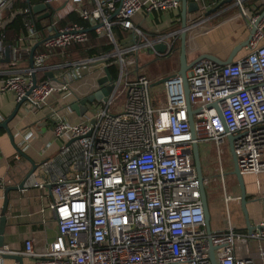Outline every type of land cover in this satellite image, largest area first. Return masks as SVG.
I'll return each instance as SVG.
<instances>
[{"label":"built area","instance_id":"built-area-1","mask_svg":"<svg viewBox=\"0 0 264 264\" xmlns=\"http://www.w3.org/2000/svg\"><path fill=\"white\" fill-rule=\"evenodd\" d=\"M16 1L0 0V27L18 13L25 29L8 46V67L0 71L2 91L13 93L16 103L24 98L22 103L34 111L51 95L70 93L74 102L111 86L106 99L93 101L91 114L77 122L54 111L52 133L63 142L57 154L63 165L50 174L52 162H44L40 173L47 177L37 182L36 170L26 185L49 188L56 235L40 251L25 240L22 253L36 264H211V243L217 264H252L236 255L235 246L264 242V221L247 232L230 223L224 230L207 232L192 145L199 149L211 143L220 163V146L232 135L240 173L264 172V16L242 58L222 66L202 59L186 71V97L178 71L158 85L139 72L140 50L148 47L154 57L168 56L178 52L185 32L186 52H193L196 36L209 19L206 0H187L197 9L186 13L184 28L180 0H41L5 19ZM234 1L250 29L256 17L246 14L243 0ZM38 3L47 6L48 16L36 27L38 14L31 6ZM71 13L83 23L61 24ZM152 15L161 21L167 15L165 30L143 28ZM96 24L93 31L107 39L109 51L51 62L65 49L86 44L88 28ZM37 41L32 67H21ZM159 44L164 45L162 52L154 48ZM109 65L115 66V77L100 85ZM187 103L195 110L193 133ZM212 104L216 107H207ZM203 150L209 155L211 149ZM13 159H19L18 152ZM218 170L223 181L221 164ZM8 183L0 176V188ZM202 183L206 188L204 176Z\"/></svg>","mask_w":264,"mask_h":264},{"label":"crops","instance_id":"crops-1","mask_svg":"<svg viewBox=\"0 0 264 264\" xmlns=\"http://www.w3.org/2000/svg\"><path fill=\"white\" fill-rule=\"evenodd\" d=\"M206 1L208 8L205 16H208L209 19L205 22L204 30L196 36L195 46L198 54L209 53L224 60L232 48L248 36L247 17L240 16L239 7L234 0L230 2H224V0L220 2L217 0ZM242 3H244L245 9L249 10V13H253L257 5L260 6L259 8L264 6V0H243ZM162 20L155 15L148 16L143 28L148 32H153L155 29L163 31L167 26V15H164ZM197 51L194 50L191 56ZM245 54L246 50L243 47L237 52L233 61L239 60ZM2 59L0 60L1 72L7 69L9 63V60L4 62ZM193 59L191 58L187 61L189 62ZM21 67H30L28 57L27 64L21 65ZM177 71L178 69L175 72ZM2 79L3 75L0 74V123L9 116L17 104L13 93L1 90ZM159 79H153L152 82ZM72 100L73 95L70 93L51 95L43 107L34 111H30L26 104L22 103L15 116L7 123L13 134L14 144H11L5 130L0 128V176L9 179L10 183L6 186L19 184L31 169V162L38 165L37 171L35 170L37 173H40L41 164L44 162H52L53 168H50V174L60 170L63 161L60 157H57V154L63 142L55 138L52 133L53 113L56 110L58 115L70 122L79 121L82 116L77 115L70 109ZM85 114L89 115L91 113L87 111ZM14 146L24 153V156ZM227 147L229 148V145ZM202 149L199 147L200 159L202 157ZM17 152L19 153L18 160L13 159L14 154ZM212 152L213 150L211 149L209 154ZM214 153L217 158L215 150ZM227 157L228 162L225 163V166L226 169L228 167V171L223 181L219 179L220 177H218L219 174L218 172L216 173V170H209L208 164L201 162L202 173L207 180L205 190L210 215V230H224L230 223L235 230L247 232L246 218L241 207L239 186L235 176L230 174L233 168L230 152ZM220 164L221 153L220 163L218 162L217 167ZM47 175L42 176L40 173L35 179L40 182L43 179L42 177L46 178ZM242 176L247 221L249 226L253 227L257 222L264 221V172L257 175L243 174ZM225 195L231 196V199L225 201ZM50 201L51 197L48 187L41 189L28 186L26 189L11 190L8 193L7 209L4 214L3 248L5 253L15 252L21 254L23 256L22 264H36L33 258L22 253L25 240H31L33 249L40 251L53 241L56 235V224L48 207ZM2 203L3 188H0V210ZM235 253L237 256L251 259L252 264H264V242L262 241L249 240L246 245L237 243ZM0 264L17 263L11 258L0 256Z\"/></svg>","mask_w":264,"mask_h":264},{"label":"water","instance_id":"water-1","mask_svg":"<svg viewBox=\"0 0 264 264\" xmlns=\"http://www.w3.org/2000/svg\"><path fill=\"white\" fill-rule=\"evenodd\" d=\"M26 1L29 2V0H26ZM180 1H181V6H180L181 26L184 28L186 25V13L195 11L197 9V6L193 2H187V0H180ZM230 1L231 0H224V2H230ZM46 7L47 6L43 3L34 4L31 6V11L34 14H38L37 19H43V18H46L48 16V12L45 10ZM42 11H44V12H42ZM40 12H42V13H40ZM263 16H264V9L255 18L253 25L250 27V29L248 31V36L246 37V39L241 41L240 43L236 44L232 48L230 53L228 54L227 58L224 60H221L220 58H218L212 54L203 53V54L198 55L196 58H194L193 60L188 62L187 58H186L185 32L181 33L179 57H178V63H179L178 74L182 77L183 87H184L186 97H187V93H188V85H187V81H186V71L195 62L202 60V59L210 60V61H212L215 64L220 65V66L231 63L233 61V58L236 56L237 52L247 45L249 39L251 38L252 34L254 33V31L256 29L258 22L262 19ZM98 26H99V24L92 25L88 28V30L91 31ZM40 42L41 41H37L36 43H34L33 46L31 47L30 51H29L28 62H29L30 67H32V65H33L32 64V55L34 53V50L36 49L38 44H40ZM154 48L157 51L162 52L164 50V45L159 44V45L154 46ZM4 50H5V54H4V58L2 59V61L8 62V60H9V47L6 46ZM104 71H105V77L98 80V83L100 85H102L106 80L111 81V75H110V73L106 67L104 68ZM47 75L49 77H51V73H48ZM164 79H166V77L160 78L159 80L153 82L152 85H158V84L162 83V81ZM34 85H35V78H34V76H32V86H34ZM110 90H111V86L106 85L105 87H101L100 90L91 93L93 101L100 100V99L105 100L106 96ZM23 101H24V98L22 99V101H20L19 103L16 104L15 108L9 114V116H7L0 123V128L5 130L6 134L9 137L11 144H14L13 134L11 133L10 129L8 128L7 123L15 116L19 106L22 104ZM89 103H90L89 96H85V97L80 98L74 102H71L70 103V109L72 111H74L77 115L83 116L88 111L87 105ZM212 106L216 107L215 104L208 105L207 107L210 108ZM187 108H188V121H189V125H190V130L193 133V130H192V126H193L192 114H193V112H195V110H191L188 103H187ZM216 110H217V113L219 115L220 114L219 109L216 108ZM234 138L235 137L232 135L227 136L228 145H229V152L231 154L232 162H233V168L230 171V174L235 176V178L237 180L239 190H240L241 207H242L244 217L246 218V228L248 231H250L252 227L249 226L248 221H247V213H246V209H245L246 200H245L243 176L239 171L237 161H236V157L234 155V151H233V147H232V141ZM14 148L21 155L24 156V153H22L16 146H14ZM192 156H193V164H194V167H195V170L197 173V179L199 182V193H200L201 204L203 207L205 226H206L207 232L210 233L211 232L210 226H209L210 215H209V211H208L207 195H206L205 187L203 186V183H202L203 173H202L201 159H200V155H199L198 145L196 143H194L192 145ZM37 167H38V165L31 162V169L26 173V175L19 182V184L14 185V186H5L3 188V203H2L1 210H0V215H2L0 217V256L11 258V259L15 260L17 264H22L23 256L21 254L15 253V252L5 253L4 248H3V229H4V224H5L4 214H5L6 209H7L8 193L11 190L26 189L27 188L26 183L30 179L31 174L36 170ZM214 248L215 247L210 243L209 244V258H210L211 264H216L214 253H213Z\"/></svg>","mask_w":264,"mask_h":264},{"label":"trees","instance_id":"trees-1","mask_svg":"<svg viewBox=\"0 0 264 264\" xmlns=\"http://www.w3.org/2000/svg\"><path fill=\"white\" fill-rule=\"evenodd\" d=\"M41 0H17L14 2L12 8L4 18H8V15L12 11L20 10L29 6V4H33L39 2ZM218 2L222 0H217ZM255 1V0H254ZM257 8L260 6H256ZM44 19H37V16H34V21L36 27H39L43 23ZM68 22H75V23H83L74 13H71L67 16L66 19L62 21L61 24H65ZM87 25V24H86ZM25 31L24 29V20L22 14H15L9 21H7L4 26L0 27V39L2 40V44L4 46H12L17 41V38ZM115 31L121 30L116 28ZM118 34V33H117ZM111 45L108 43L107 39L103 42L102 37H99L95 34L94 31L89 32V40L86 44L83 45H73L64 50L63 54H57L51 60V62H63L69 60H77L80 58L91 57L98 55L102 52L109 51ZM22 66L27 64V58L23 60ZM108 71L111 77H115V66L109 65Z\"/></svg>","mask_w":264,"mask_h":264},{"label":"rangeland","instance_id":"rangeland-1","mask_svg":"<svg viewBox=\"0 0 264 264\" xmlns=\"http://www.w3.org/2000/svg\"><path fill=\"white\" fill-rule=\"evenodd\" d=\"M242 6H243L246 14L248 16H252V17H257L264 8V6H262L261 8L256 7L253 10V13H249V10L245 9L244 3H242ZM105 39H106L105 37H102L103 42H105ZM195 41H196V39H195ZM194 48H195V51H197L195 43H194ZM191 53L186 52L187 60H190L191 58H196L198 55H200V54H198V51L196 53H194L192 56H191ZM178 55H179L178 52H173L168 56L157 58V57H154L151 55L150 49L148 47H144L140 50L139 72L144 73L150 79L151 82L153 81V79H159V78L167 77L168 75H171L172 73H174L178 69V57H179ZM87 96H89V101H90V103L88 104V111L91 112L94 109L93 104H92L93 98H92L91 94H88ZM227 146H228L227 140H225L220 146L221 164H222L224 172H225L224 178H226V176H227L226 172L228 171L227 170L228 167L226 169V166H225V163L228 162L227 156L229 154V148ZM202 147L203 148L210 147L213 150V152L209 155H206V154H204L203 149H202L201 162H203L205 164V162L208 161L209 162L208 163L209 170H216V173L218 172V174H219V170L217 167L218 159L215 157L213 146L211 145V143H206ZM229 162H230V159H229ZM218 177H219V175H218Z\"/></svg>","mask_w":264,"mask_h":264}]
</instances>
